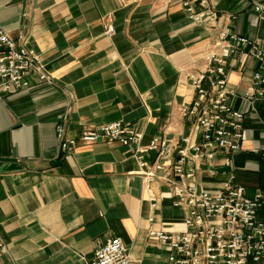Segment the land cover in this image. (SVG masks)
I'll return each mask as SVG.
<instances>
[{"label": "crops", "instance_id": "crops-1", "mask_svg": "<svg viewBox=\"0 0 264 264\" xmlns=\"http://www.w3.org/2000/svg\"><path fill=\"white\" fill-rule=\"evenodd\" d=\"M185 1L0 0V27L22 37L53 78L40 82L32 72L29 89L0 101V264H89L116 237L131 264L168 263L149 231L185 229L172 186L160 180L148 189L133 147L79 140L116 121L142 132L143 146L187 135L180 110L194 100L190 76L205 69L221 32L262 43L264 19L253 11L262 0H209L218 17L202 23L188 19ZM257 71L264 74L245 51L230 59L232 106L246 116L236 184L248 196L264 192V100L244 98ZM60 123L78 141L70 152ZM199 179L212 191L228 182L225 172Z\"/></svg>", "mask_w": 264, "mask_h": 264}, {"label": "built area", "instance_id": "built-area-1", "mask_svg": "<svg viewBox=\"0 0 264 264\" xmlns=\"http://www.w3.org/2000/svg\"><path fill=\"white\" fill-rule=\"evenodd\" d=\"M209 0H187L184 10L192 22H215L218 14L208 9ZM196 7L204 10L197 11ZM264 19V0L253 6ZM113 26L107 35L114 36ZM240 51L258 60L264 71V37L261 44L245 36L223 30L213 49L205 56V69L190 76L194 100L180 114L191 124V131L175 140L154 138L141 145L144 134L122 121L84 131L80 142H118L133 147L139 174L146 187L157 181L172 186V205L185 212L182 231H149L170 253L167 264H264V192L248 196L236 184L235 156L242 151L245 113L232 106L237 97L230 87L228 66ZM37 72L40 82L53 83L39 54L20 37L12 38L0 27V101L5 95L30 88L29 76ZM246 100H264V74L257 71ZM199 133V139L193 135ZM56 134L64 152H70L78 141L65 138V127L57 125ZM152 153L155 156H152ZM225 172L227 184L208 190L200 174ZM156 198H152L156 205ZM127 247L121 238H113L99 248L89 264H131Z\"/></svg>", "mask_w": 264, "mask_h": 264}]
</instances>
